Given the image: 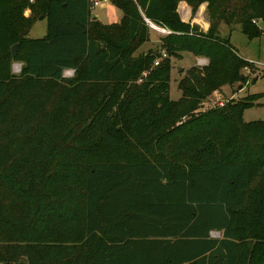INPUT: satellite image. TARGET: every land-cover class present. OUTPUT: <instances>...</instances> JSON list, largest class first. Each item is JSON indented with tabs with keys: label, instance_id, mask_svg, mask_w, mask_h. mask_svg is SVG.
<instances>
[{
	"label": "trees",
	"instance_id": "trees-1",
	"mask_svg": "<svg viewBox=\"0 0 264 264\" xmlns=\"http://www.w3.org/2000/svg\"><path fill=\"white\" fill-rule=\"evenodd\" d=\"M109 1L117 22L91 0H0V264H264V120L243 119L264 92L201 110L259 72L219 25L263 35L264 0ZM180 1L207 3L206 31ZM146 20L168 33L138 53ZM182 52L207 63L172 100Z\"/></svg>",
	"mask_w": 264,
	"mask_h": 264
},
{
	"label": "rangeland",
	"instance_id": "rangeland-1",
	"mask_svg": "<svg viewBox=\"0 0 264 264\" xmlns=\"http://www.w3.org/2000/svg\"><path fill=\"white\" fill-rule=\"evenodd\" d=\"M98 2L99 4L97 6L92 7L91 11L93 15L99 18V20L105 21V23H112L119 19L121 10L115 7L109 0H98ZM196 11L197 9L192 11L191 8L192 14H190V17L187 21L185 20V22H189L191 24H195L192 23L191 20L195 22H200V20L196 19ZM29 13L30 10L28 9L25 12V15H29ZM259 25L264 31V22H259ZM46 31L47 20L40 16L39 19L36 20L33 24L29 32V36L31 38H41L46 34ZM219 33L223 36L229 34L230 43L235 47L239 55L242 56L244 59L255 62L264 61V34L256 38L249 39L242 32L239 24L227 25L222 22L219 25ZM150 34L152 38L151 41L143 43V45L139 48L138 51H142L143 49L148 47L151 42H153V47L154 49H156L158 47L159 39L164 33L157 32L154 29H151ZM171 63L172 68L170 76L169 96L172 100H178L181 97V90L178 88V81L184 75L185 70L193 65H205L207 63V59L195 56L189 52H182L181 57H173L171 59ZM20 67L21 64L14 63L12 67L13 72L18 73L20 71ZM64 75L65 77L73 76V74H70V71H65ZM256 76L258 78L255 80V82H252V79ZM239 86L240 84L233 87L225 85L219 89L217 95H215L213 92L207 99L202 102L201 110L213 107L219 102L224 103L229 99L237 100L249 94L264 92V73L259 71L250 74L249 83L244 85L243 87ZM243 119L246 122L254 120H264V98L258 99L254 106L247 108L243 113ZM212 235L214 237H218L220 236V233L214 231L212 232ZM57 255H59L58 250L51 251V256L56 257Z\"/></svg>",
	"mask_w": 264,
	"mask_h": 264
},
{
	"label": "crops",
	"instance_id": "crops-1",
	"mask_svg": "<svg viewBox=\"0 0 264 264\" xmlns=\"http://www.w3.org/2000/svg\"><path fill=\"white\" fill-rule=\"evenodd\" d=\"M206 7H207V3L206 2H203L199 5V7L197 8V11H196V14L195 16L197 17L196 19L200 20V22H195L193 20H191L192 23H195L197 25H199V27L203 30V31H206L209 27V21L206 19ZM177 11L180 15V17L185 21L188 20V18L190 17V14L191 13V7L187 4V2L185 1H180L178 6H177ZM122 17V12L119 16V19L116 20L115 22L119 21ZM97 19H99L97 17ZM101 21V20H100ZM103 23H105V21H101ZM151 34H150V40L147 41V42H150L151 41ZM159 45V43H158ZM150 49H154L153 47V42L150 43V45L148 47H146L145 49H143L142 51H138V53L140 52H146Z\"/></svg>",
	"mask_w": 264,
	"mask_h": 264
},
{
	"label": "built area",
	"instance_id": "built-area-1",
	"mask_svg": "<svg viewBox=\"0 0 264 264\" xmlns=\"http://www.w3.org/2000/svg\"><path fill=\"white\" fill-rule=\"evenodd\" d=\"M28 1L33 2V0H28ZM91 1H92V6H91V8L94 7V6H97V5L99 4L98 0H91ZM146 21H147V23H148V25H149V27H150L151 29H154L155 31H157V32H161V33H164V34L168 33V30H167L166 28L161 27V26H159V25H156V24H154L153 22H151L150 20H146ZM161 53H162V54H161V57H164V56H165V52L162 51ZM246 60H247V59H246ZM159 61H160V58H157V59L155 60V64H158ZM248 61L252 64V67H253L255 70H258V71H263V70H264V61H263V62H255V61H250V60H248ZM243 70H244L245 73H249V72L251 71V70H250V67H249L248 65H246V66L243 68ZM68 71H70V74H73V71H72V70H67V72H68ZM214 94L217 95V94H218V91H214ZM218 104H223V103H222V102H219Z\"/></svg>",
	"mask_w": 264,
	"mask_h": 264
},
{
	"label": "water",
	"instance_id": "water-1",
	"mask_svg": "<svg viewBox=\"0 0 264 264\" xmlns=\"http://www.w3.org/2000/svg\"><path fill=\"white\" fill-rule=\"evenodd\" d=\"M93 18L96 19L97 16L93 15ZM18 45H19V43L17 42V43H14V44L11 46V54H12V56H14V55L16 54V51H17ZM257 78H258L257 76L254 77L253 80H252V82H255V80H256ZM239 87H240V86H239Z\"/></svg>",
	"mask_w": 264,
	"mask_h": 264
}]
</instances>
